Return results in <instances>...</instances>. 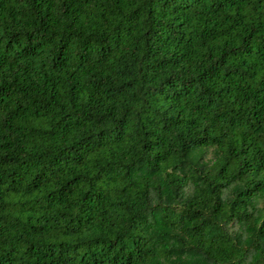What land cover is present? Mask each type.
I'll return each instance as SVG.
<instances>
[{
    "label": "trees",
    "instance_id": "trees-1",
    "mask_svg": "<svg viewBox=\"0 0 264 264\" xmlns=\"http://www.w3.org/2000/svg\"><path fill=\"white\" fill-rule=\"evenodd\" d=\"M0 264H264V0H0Z\"/></svg>",
    "mask_w": 264,
    "mask_h": 264
}]
</instances>
